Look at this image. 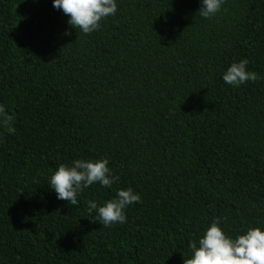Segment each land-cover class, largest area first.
<instances>
[{"label": "trees", "instance_id": "1", "mask_svg": "<svg viewBox=\"0 0 264 264\" xmlns=\"http://www.w3.org/2000/svg\"><path fill=\"white\" fill-rule=\"evenodd\" d=\"M199 7L117 0L84 34L52 0H0V264H183L214 219L264 227V0ZM241 58L258 79L233 87ZM77 158L119 180L73 206L48 177ZM120 188L141 197L125 222L95 221Z\"/></svg>", "mask_w": 264, "mask_h": 264}, {"label": "clouds", "instance_id": "2", "mask_svg": "<svg viewBox=\"0 0 264 264\" xmlns=\"http://www.w3.org/2000/svg\"><path fill=\"white\" fill-rule=\"evenodd\" d=\"M223 3L224 0H200L197 12L203 18H210L221 10ZM52 5L67 15L70 26L84 34L97 30L102 19L115 15L117 11V0H52ZM247 65L246 58L233 61L221 78L233 87L257 80V74L248 70ZM14 121V115L0 105V128L11 134L15 131ZM108 163L107 158H77L69 164L61 163L48 177V185L57 199L75 206L77 195L83 189L94 183L110 188L119 180L117 175L112 174ZM140 199L139 193L132 188H120L113 199L102 205L89 200L88 211L95 210V221L112 226L124 223L126 207ZM189 248L190 256L184 257L183 264H264V227H248L235 236H229L219 220L214 219L199 237L198 243L190 242Z\"/></svg>", "mask_w": 264, "mask_h": 264}]
</instances>
